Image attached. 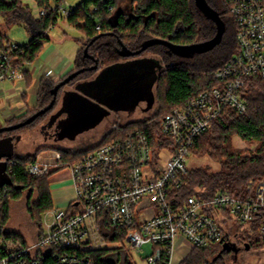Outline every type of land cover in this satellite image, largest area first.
<instances>
[{
    "label": "trees",
    "instance_id": "1",
    "mask_svg": "<svg viewBox=\"0 0 264 264\" xmlns=\"http://www.w3.org/2000/svg\"><path fill=\"white\" fill-rule=\"evenodd\" d=\"M31 1L44 12L43 15L35 17L30 5L25 4L24 0H0V17L4 19L6 25L24 24L31 35V41L25 46L18 45L19 51L11 55L13 63L25 68L37 61L45 43L50 41L48 33L60 20L56 5H63L65 2V0ZM123 1L126 0H81L74 12L67 17L68 24L85 36V39H77L81 48L70 74L90 69L96 63L98 65L97 70H86L67 86L89 81L107 67V63L122 60L123 58L118 54L120 42L129 50L138 51L143 43L150 39H160L175 45H192L209 41L217 33L216 24L197 9L195 0H127L130 2L128 12L126 9L124 11L119 9ZM207 2L219 13L226 27L222 42L214 50L196 55L192 59L178 57L161 45L145 52L157 55L160 65L157 69L155 89L161 103L152 115L140 121L115 125L104 140L93 148L78 152L59 151L62 159L56 162L46 177L37 178L26 171L29 164L37 162V155L26 157L14 155V158L8 161V174L12 185L6 190L0 189V212L5 226L10 219L12 202L19 201L23 192L29 190L37 193V201L35 204L29 203L27 210L32 222L38 230H41L42 215L55 210L50 192V179L103 145L121 139L136 130L146 133L154 155L163 147L172 144V140L162 134L161 122L175 109L185 107L202 92L216 87L218 83L214 79L215 72L222 69L238 51L237 27L229 6L225 0H207ZM94 39L96 40L92 43ZM8 44V37L0 29V54L9 51ZM85 49L88 50L89 57L85 56ZM24 76L25 93L22 98L26 102L28 97L26 91L32 86V74L25 69ZM59 82L44 76L39 83L35 107L28 110L23 117L7 121L4 126L24 122L36 112L46 108L53 100L52 90ZM65 87L59 90L56 104L51 111L38 118L33 124L14 132L1 134L0 138L3 135L13 136L46 119L56 109ZM157 96L154 94L155 102ZM244 99L247 105L245 112L226 108L212 121L207 132L195 141L191 155L207 156L220 168L216 172L203 167L188 169L182 186L170 195V200L176 206H183L192 197L209 201L218 193L246 199L252 194V189L248 188L249 183L264 178V78L253 77L247 80ZM234 137L246 143L257 142L256 152L247 154L245 151L234 149L231 142ZM260 223L261 217L257 218L248 230L255 234L260 233ZM15 234L22 237L18 233ZM111 235L113 241L122 240V236L118 234ZM255 242L264 245V235L261 234ZM87 255L94 264H133L122 247L90 251ZM233 256L234 253L225 251L223 246L197 247L192 249L180 264H228Z\"/></svg>",
    "mask_w": 264,
    "mask_h": 264
},
{
    "label": "built area",
    "instance_id": "2",
    "mask_svg": "<svg viewBox=\"0 0 264 264\" xmlns=\"http://www.w3.org/2000/svg\"><path fill=\"white\" fill-rule=\"evenodd\" d=\"M225 2L236 23L238 51L215 72L216 87L161 122V132L172 144L154 155L146 133L136 130L70 166L73 206L50 212L52 219L34 243L8 230L0 212V264H94L88 252L121 247L133 264H172L179 241L190 249L233 247L230 238L239 233L237 226L249 229L260 217L264 235V178L249 183L252 194L246 199L218 193L209 201L192 197L181 207L170 200L183 184L195 141L226 108L245 112L247 80L264 78V0ZM56 7L62 18L76 8ZM18 51L13 44L0 54V85L25 81L24 66L11 59ZM18 91L20 97L25 93ZM61 159L54 153L52 162L37 161L26 171L37 178L48 176ZM111 234L122 240L113 241ZM149 244L152 253L141 258Z\"/></svg>",
    "mask_w": 264,
    "mask_h": 264
},
{
    "label": "rangeland",
    "instance_id": "3",
    "mask_svg": "<svg viewBox=\"0 0 264 264\" xmlns=\"http://www.w3.org/2000/svg\"><path fill=\"white\" fill-rule=\"evenodd\" d=\"M80 2L81 0H65L64 4L75 8ZM24 3L30 5L35 17L39 16L40 10L33 1L24 0ZM129 4V1H123L119 9L123 11L126 9L128 12ZM59 17L57 26L51 28L48 33L53 41L45 43L44 50L33 66L26 67L31 73L41 64L40 58L50 44L59 41V36L72 37L73 40L85 39L80 31L68 24L67 18ZM0 29L8 37L9 50L13 44L25 46L31 41V35L24 24L7 26L4 19L0 17ZM155 60L158 61L159 57L147 52L138 57L119 60L118 64L112 66L109 65L116 62H110L106 64L109 66L108 68L91 77L89 81L65 87L56 109L46 119L37 122L29 129L13 134L15 141L18 137L20 138L18 142H15V155L18 157L37 155V161L52 162L54 153L67 150L78 152L93 148L104 140L115 125L140 121L152 115L161 103L154 85ZM0 86L7 87L8 84ZM26 92L28 93V90ZM154 94L157 96L156 102L155 99L153 102ZM35 104L36 97L33 105L26 102L24 114L15 118L23 117L28 110L35 107ZM8 115V112L0 110V128L7 127L4 125L9 121ZM49 119L50 122L46 125ZM231 142L234 149L245 151L247 154L255 153L258 146L257 142L246 143L238 137H234ZM200 167L209 168L212 172H216L220 168L207 156L191 155L187 160V168ZM62 180L73 187L71 173L67 169L50 179V190L54 186L58 187ZM36 201L37 193L29 190L24 191L19 201L12 202L7 225L8 230L18 233L28 243H34L40 232L32 222L27 210L28 204H35ZM41 218L42 228L45 229L52 219V214L45 213ZM237 228L239 233L230 239L235 243L238 252L234 254L228 264H264V245H258L255 242L261 234H255L241 226H237ZM151 253L152 245H145L140 256L146 258Z\"/></svg>",
    "mask_w": 264,
    "mask_h": 264
},
{
    "label": "crops",
    "instance_id": "4",
    "mask_svg": "<svg viewBox=\"0 0 264 264\" xmlns=\"http://www.w3.org/2000/svg\"><path fill=\"white\" fill-rule=\"evenodd\" d=\"M58 39L59 41H56L55 44H50V46L42 54L40 58L41 64L34 68L31 73L32 86L28 90V97L26 101L29 105H33L38 92L40 80L44 76L50 77L54 82H59L67 77L74 69V61L81 48L80 43H78L77 39L73 40L72 37L66 38L65 36H59ZM51 41L53 40L50 39L49 43H51ZM118 63L119 62H116L109 66ZM30 66H33V64ZM26 69L28 70L29 68ZM7 84V87L0 86V110L2 112H8L9 115L7 119L10 120L15 117L22 116L26 111V102L19 96L18 91L20 88L24 89L25 81L18 85ZM50 192L54 209H67L75 200L74 187L66 184L64 180L60 181V185L58 187L54 186ZM233 246L235 247V245ZM189 253L190 248L183 241H179V246L172 258V264H180Z\"/></svg>",
    "mask_w": 264,
    "mask_h": 264
},
{
    "label": "water",
    "instance_id": "5",
    "mask_svg": "<svg viewBox=\"0 0 264 264\" xmlns=\"http://www.w3.org/2000/svg\"><path fill=\"white\" fill-rule=\"evenodd\" d=\"M195 3L197 6V9L208 20H211L212 22L216 24L217 33L214 38L206 42L192 44V45H175L171 42L160 40V39H150L144 42L142 45V48L138 51H131L126 46H124L122 43H120L121 48L118 51L119 56L123 59L138 57L144 54L150 48L157 46V45H161V46L168 48L171 53L175 54L178 57L184 58V59H192L196 55H203V54L209 53L212 50H214L223 40L225 31H226L225 23L221 19L219 13L215 11L208 4L207 0H195ZM95 40L96 39H94L92 43ZM84 52H85V56L89 57L88 50L85 49ZM155 61H156V65L153 68V73L155 75L154 85L157 80V69L160 68L159 62L157 60ZM97 69H98V65L96 63V65L91 67L90 69H83V70L74 72L70 74L69 76H67L63 81L59 82L55 86V88L52 90L53 100L46 108L36 112L34 115L26 119L24 122L18 123L16 125L0 128V135L7 133V132H14L23 127L33 124L38 118L47 114L49 111H51L54 108L56 101H57L58 92L62 87L67 86L69 83H71L75 78H77L80 74L84 73L86 70L95 71ZM153 102H154V97H153ZM19 140L20 138L18 137L16 139V142H18ZM14 155H15L14 139L12 137H8V138L0 140V189H2L5 186L12 185V180L8 174V161L13 159ZM223 249L227 252H233L234 254L238 252L237 247H234V246L228 247L227 245H225Z\"/></svg>",
    "mask_w": 264,
    "mask_h": 264
},
{
    "label": "flooded vegetation",
    "instance_id": "6",
    "mask_svg": "<svg viewBox=\"0 0 264 264\" xmlns=\"http://www.w3.org/2000/svg\"><path fill=\"white\" fill-rule=\"evenodd\" d=\"M121 43V42H120ZM120 48H121V45H120ZM48 122H50V121H48ZM48 122L46 123V125H48ZM8 137H12V138H14L13 136H6V137H2V138H0V140H2V139H5V138H8ZM16 141L14 140V143H15Z\"/></svg>",
    "mask_w": 264,
    "mask_h": 264
}]
</instances>
